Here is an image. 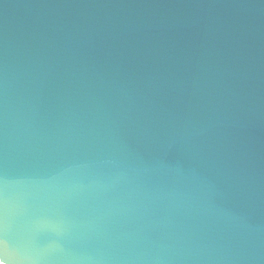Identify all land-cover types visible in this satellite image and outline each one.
Returning a JSON list of instances; mask_svg holds the SVG:
<instances>
[{
    "label": "water",
    "instance_id": "water-1",
    "mask_svg": "<svg viewBox=\"0 0 264 264\" xmlns=\"http://www.w3.org/2000/svg\"><path fill=\"white\" fill-rule=\"evenodd\" d=\"M0 264H264V0H0Z\"/></svg>",
    "mask_w": 264,
    "mask_h": 264
}]
</instances>
